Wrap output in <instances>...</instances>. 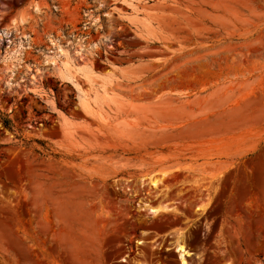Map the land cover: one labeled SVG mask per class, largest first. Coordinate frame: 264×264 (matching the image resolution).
Segmentation results:
<instances>
[{
  "label": "rangeland",
  "instance_id": "1",
  "mask_svg": "<svg viewBox=\"0 0 264 264\" xmlns=\"http://www.w3.org/2000/svg\"><path fill=\"white\" fill-rule=\"evenodd\" d=\"M0 118V264H264V0H0Z\"/></svg>",
  "mask_w": 264,
  "mask_h": 264
},
{
  "label": "bare ground",
  "instance_id": "2",
  "mask_svg": "<svg viewBox=\"0 0 264 264\" xmlns=\"http://www.w3.org/2000/svg\"><path fill=\"white\" fill-rule=\"evenodd\" d=\"M133 12V11H132ZM79 72V70L78 69H74V71L73 72H68V74L71 76V75H74V74H76V73H78ZM72 77V76H71ZM83 99H85V100H83ZM80 104H81V106L85 109V108H87L88 107V103H87V101H86V96H82V97H80ZM180 250H182V248H180ZM182 264H183V262H182Z\"/></svg>",
  "mask_w": 264,
  "mask_h": 264
},
{
  "label": "trees",
  "instance_id": "3",
  "mask_svg": "<svg viewBox=\"0 0 264 264\" xmlns=\"http://www.w3.org/2000/svg\"><path fill=\"white\" fill-rule=\"evenodd\" d=\"M0 122H1V125H2L5 129H7V130H10V129H11L12 126H11V123H10V121H9L8 119H6V118H0ZM36 143L42 145V144L39 143V142H36Z\"/></svg>",
  "mask_w": 264,
  "mask_h": 264
},
{
  "label": "water",
  "instance_id": "4",
  "mask_svg": "<svg viewBox=\"0 0 264 264\" xmlns=\"http://www.w3.org/2000/svg\"><path fill=\"white\" fill-rule=\"evenodd\" d=\"M78 98H79V96H78Z\"/></svg>",
  "mask_w": 264,
  "mask_h": 264
}]
</instances>
